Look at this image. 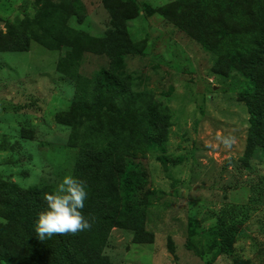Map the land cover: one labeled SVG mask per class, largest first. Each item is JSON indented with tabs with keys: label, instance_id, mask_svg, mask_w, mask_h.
<instances>
[{
	"label": "rangeland",
	"instance_id": "1",
	"mask_svg": "<svg viewBox=\"0 0 264 264\" xmlns=\"http://www.w3.org/2000/svg\"><path fill=\"white\" fill-rule=\"evenodd\" d=\"M58 1L0 0V42H17V17ZM104 1L123 2L76 0L67 25L103 37L111 28ZM129 2L135 16L126 21L128 32L144 54L128 56L126 68L139 94L170 116L166 161L155 152L141 159L148 180L135 225L145 235L136 240L131 227H114L98 264H264V151L243 159L249 115L239 96L242 78L174 25L182 0ZM256 2L243 1L237 13L257 15ZM28 43L26 51L0 49V223L9 220L8 186L53 191L73 173L78 152L68 144L70 127L59 121L71 108L74 83L56 70L57 51ZM106 64L105 56L89 53L80 71L90 76ZM221 134L234 140L231 147ZM220 219L236 226L231 254L209 250V230ZM12 228L5 226L0 237Z\"/></svg>",
	"mask_w": 264,
	"mask_h": 264
},
{
	"label": "trees",
	"instance_id": "2",
	"mask_svg": "<svg viewBox=\"0 0 264 264\" xmlns=\"http://www.w3.org/2000/svg\"><path fill=\"white\" fill-rule=\"evenodd\" d=\"M243 1L182 0L184 10L173 23L204 50L220 54L227 70L242 78L239 96L249 115L243 156L247 160L258 149L264 151V3L257 0L258 14L244 16L237 13ZM75 3L59 0L47 4L44 11L36 9L26 19L17 17V42H0V49L26 51L31 40L58 52L56 70L74 83L71 108L59 121L70 127L68 144L78 149L72 175L86 182L88 197L82 212L92 218V226L75 235H53L40 241L35 220L46 207L44 194L51 189L11 184L4 191L9 220L0 223V234L7 225L13 228L4 239L0 237V264H98L114 227H131L136 240L145 235L135 225L144 211L141 199L148 180L141 159L155 152L165 164L170 116L143 98L128 74L126 58L144 54L143 44L131 38L126 25L135 16L129 0L111 5L104 1L111 28L103 37L67 25L77 14ZM220 13L226 17L219 18ZM229 20L234 22L229 24ZM89 53L105 56L108 64L87 76L80 67ZM209 233L210 251L231 254L235 224L220 219Z\"/></svg>",
	"mask_w": 264,
	"mask_h": 264
},
{
	"label": "clouds",
	"instance_id": "3",
	"mask_svg": "<svg viewBox=\"0 0 264 264\" xmlns=\"http://www.w3.org/2000/svg\"><path fill=\"white\" fill-rule=\"evenodd\" d=\"M225 147H231L230 136H220ZM86 182L72 174L64 175L51 192L44 194L46 207L38 212L34 231L40 241L53 235H75L90 230L92 218L82 209L88 197Z\"/></svg>",
	"mask_w": 264,
	"mask_h": 264
}]
</instances>
